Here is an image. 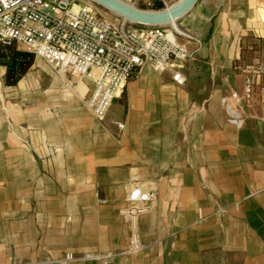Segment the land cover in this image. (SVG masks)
<instances>
[{
	"label": "crops",
	"instance_id": "0c3cea01",
	"mask_svg": "<svg viewBox=\"0 0 264 264\" xmlns=\"http://www.w3.org/2000/svg\"><path fill=\"white\" fill-rule=\"evenodd\" d=\"M198 2L185 82L145 66L103 121L0 44V264H264V0Z\"/></svg>",
	"mask_w": 264,
	"mask_h": 264
},
{
	"label": "built area",
	"instance_id": "2783aa9c",
	"mask_svg": "<svg viewBox=\"0 0 264 264\" xmlns=\"http://www.w3.org/2000/svg\"><path fill=\"white\" fill-rule=\"evenodd\" d=\"M119 1L139 10L162 11L179 0ZM172 26H141L124 19L113 24L79 0H0V44L22 46L56 75L88 79L92 89L83 103L98 121L145 66L157 73L171 70L174 82H185L180 68L195 57L197 50L189 44L199 43ZM127 201L130 212L138 215L152 197L135 188Z\"/></svg>",
	"mask_w": 264,
	"mask_h": 264
},
{
	"label": "water",
	"instance_id": "95a60500",
	"mask_svg": "<svg viewBox=\"0 0 264 264\" xmlns=\"http://www.w3.org/2000/svg\"><path fill=\"white\" fill-rule=\"evenodd\" d=\"M112 14L141 26H166L170 21L178 22L196 5L198 0H180L162 11H145L133 8L119 0H89Z\"/></svg>",
	"mask_w": 264,
	"mask_h": 264
},
{
	"label": "rangeland",
	"instance_id": "374dc122",
	"mask_svg": "<svg viewBox=\"0 0 264 264\" xmlns=\"http://www.w3.org/2000/svg\"><path fill=\"white\" fill-rule=\"evenodd\" d=\"M79 2L81 4H85L86 6L90 7L99 16H101L102 18H104L105 20H107L110 23L118 24V23H120L122 21V18H120V17L112 14L111 12H109V11L99 7V6H97L96 4L90 2L89 0H79ZM199 2H198V4H199ZM191 13L188 16H186L185 18H183V19L179 20L178 22H176V24L174 26H172V27L177 29V30H179V31H181V32L187 33L182 25H184V23H186L187 19L191 16ZM168 25H170V24H168Z\"/></svg>",
	"mask_w": 264,
	"mask_h": 264
},
{
	"label": "bare ground",
	"instance_id": "6f19581e",
	"mask_svg": "<svg viewBox=\"0 0 264 264\" xmlns=\"http://www.w3.org/2000/svg\"><path fill=\"white\" fill-rule=\"evenodd\" d=\"M180 1V0H179ZM170 25H175L176 24V22L173 20V21H170V23H169Z\"/></svg>",
	"mask_w": 264,
	"mask_h": 264
}]
</instances>
